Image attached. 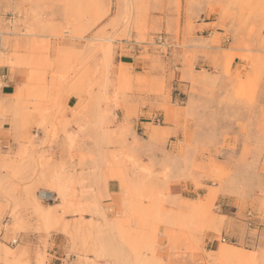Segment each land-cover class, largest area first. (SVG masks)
Masks as SVG:
<instances>
[{
  "label": "rangeland",
  "instance_id": "rangeland-1",
  "mask_svg": "<svg viewBox=\"0 0 264 264\" xmlns=\"http://www.w3.org/2000/svg\"><path fill=\"white\" fill-rule=\"evenodd\" d=\"M89 1L87 25L76 20L87 0L60 1L58 23L43 19L52 7L27 12L31 22L18 18L20 7L0 12V68H29L24 100L0 103V128L13 116L18 145L2 152L0 140V264H263L264 117L255 105L264 94V0H116L114 15L98 27L111 0ZM164 10L169 37L158 43L162 19L151 21L150 12ZM9 12L17 16L12 25ZM116 40L145 44L161 68L160 53L174 46L180 80L190 83L187 101L172 100L163 78L122 73L114 87ZM198 56L211 58V70L196 67ZM235 57L242 65L233 68ZM132 93L156 100L132 103ZM71 94L78 102L68 108L62 101ZM146 105L149 123L137 135L133 120ZM66 112L75 118H63ZM27 127L42 129L48 146L63 133L78 166L55 165L47 151L37 152L38 137L23 133ZM85 140L93 145L87 152ZM108 179L119 181L118 193H107ZM179 182L200 194L181 198ZM223 197L233 208L223 209ZM31 234L37 241L26 239ZM55 237L59 259L48 253Z\"/></svg>",
  "mask_w": 264,
  "mask_h": 264
},
{
  "label": "crops",
  "instance_id": "crops-1",
  "mask_svg": "<svg viewBox=\"0 0 264 264\" xmlns=\"http://www.w3.org/2000/svg\"><path fill=\"white\" fill-rule=\"evenodd\" d=\"M63 0H0V12H2L5 8L11 7L12 9L16 7L21 8V15L18 17L20 20L26 19L27 21L31 22L33 21V17L27 12H31L36 10L37 8H43V7H52V11H47L45 15L43 16L44 21H50L53 23H58L63 21V18L61 16L62 9L65 7V4H60L59 2ZM165 1V0H163ZM76 2V0H75ZM90 1L87 0L86 3V10L85 14H76V20L81 23L82 25L89 24L94 17L92 8H89ZM104 5L106 4V0H103ZM165 3V2H164ZM74 6V4H72ZM116 8V0H111L110 5L108 8V14L106 17L101 19L99 23L96 25L97 27L108 22V20L114 15ZM100 8L98 4L96 5L95 10L98 11ZM51 12H54V17H51ZM12 15V17L17 18V16L13 15L12 13H7V15ZM151 21L157 22V18L161 17L160 27L162 29L163 35H162V41L165 40V38H168L169 36L165 33V29L168 26V17L169 14L164 10L162 13L158 12H150ZM47 19V20H46ZM179 38H181L182 32H183V16H179ZM158 23V22H157ZM207 23V22H205ZM25 31V26H22V32ZM192 34H195L196 37L199 36H205L204 31L197 32L196 30L192 32ZM80 41H74L73 47L79 48ZM114 48L112 50V58H111V67L109 69V79L113 83L114 87L117 85V82L119 80V76L122 73L129 74L133 79L136 77H145L149 82L154 81L160 78H163L164 84L167 88H170V97L172 100H177L178 98L184 99V102L187 101V94L186 91L190 87V83L186 80H180V76L182 75L180 64L176 61V59L173 57V50L175 49L174 46L169 45L167 47L166 53H160V56L163 60V68L160 66L153 64L152 59V52L151 50L144 51L143 47L145 44H138L134 41L128 42L126 40L122 41H114ZM177 53L179 54V49H177ZM22 53V52H21ZM55 48H51L49 51V56H55L56 55ZM196 61V67H202L207 70H211V58H204L201 56L197 57ZM242 65V62L239 61L238 58L233 59V68L239 67ZM29 68L26 67L22 62L20 64H14V65H5L2 68H0V76L2 78L3 86L0 88V103L2 106H13L18 99L24 100L23 95L26 92V89L23 87L25 84V78L27 76ZM199 70V69H196ZM113 85L112 88H109L108 93L111 94L113 92ZM21 96V97H20ZM131 97L130 101L132 103H141L143 101H155L156 97L153 95H146V94H137L132 93V95H129ZM117 98L120 99L121 95L118 94ZM78 102V97L75 94H71L68 97H65L62 101L63 104H65L68 108H73ZM256 112L264 117V94L259 97V99L256 101ZM150 106H140V113L142 115L139 116L137 120H133L135 124V132L137 135H143L145 130H140L143 128V125L146 123H149L147 114L151 112ZM116 112H119L117 110ZM153 113L156 114V112L153 110ZM118 114V113H116ZM77 117V116H76ZM10 122L7 124H4L0 128V133L9 135L10 137L7 138V136H1L0 140L3 141V148L1 149L2 152L11 151L14 152L17 150V143L14 142L12 135L15 133V126L13 125L14 117L10 114L6 117ZM65 119H72L75 118V116L72 115L71 112H66V114L63 116ZM69 130L75 131V128H70ZM238 130V129H236ZM23 133H31L34 135H37L38 139L36 140V145L38 146L35 148L37 152L47 151L49 154L53 156V164L57 165L61 161H65L66 164H72L75 166H78V158L74 159L72 162L69 161V155L72 147L69 146V143L67 139L65 138V135L63 133H59L57 136V139L55 140L54 144L52 146L43 145L42 141L45 140V132L42 129L35 128V127H27L23 130ZM82 139V137H80ZM128 141H131L130 138L127 139ZM175 142V141H172ZM92 143L89 141H84L81 144V150L87 152V150L92 149ZM31 150V149H30ZM34 150V149H32ZM90 163L87 161L86 163L82 164L83 166H88ZM91 182H87L86 185H89ZM176 189L179 190V194L181 198L184 199H195L197 195L200 194L201 189H195L192 184L187 183L184 184L183 182H179L178 185H175ZM105 189L107 193L109 194H116L119 192V181L117 179H108L106 181ZM51 196H54V192H49ZM221 206H223L224 210H229L230 208H233V204L229 203L226 198H221L220 203ZM87 218V217H86ZM23 236V235H22ZM30 241H37V235L31 234L28 235L26 238ZM61 237H59V240ZM48 243H54V247L48 248V253L52 254L56 259H59L62 257L61 252L59 251V241L57 237L50 238L48 240ZM55 264H58L56 261ZM264 264V263H263Z\"/></svg>",
  "mask_w": 264,
  "mask_h": 264
},
{
  "label": "built area",
  "instance_id": "built-area-1",
  "mask_svg": "<svg viewBox=\"0 0 264 264\" xmlns=\"http://www.w3.org/2000/svg\"><path fill=\"white\" fill-rule=\"evenodd\" d=\"M6 22L9 24V25H12L13 24V22L15 21V18L14 17H12V15H7L6 16ZM158 43H161V41H162V35H159L158 36ZM1 49V48H0ZM3 86V83H2V78H1V76H0V88ZM156 121L157 122H159V119L158 118H156ZM247 216L250 218L251 216H252V212L251 211H248L247 212ZM222 241H225V237H223L222 238Z\"/></svg>",
  "mask_w": 264,
  "mask_h": 264
},
{
  "label": "bare ground",
  "instance_id": "bare-ground-1",
  "mask_svg": "<svg viewBox=\"0 0 264 264\" xmlns=\"http://www.w3.org/2000/svg\"><path fill=\"white\" fill-rule=\"evenodd\" d=\"M49 193V192H48ZM48 193L46 192V191H41L40 192V196L41 197H47L48 196ZM48 198V197H47ZM224 249V248H223ZM230 249V248H229ZM221 250V249H220ZM225 250V249H224ZM223 251V250H222ZM236 251V250H235ZM220 252V251H219ZM222 253V252H221ZM232 253V252H231ZM225 253H223V255H224ZM227 255V254H226ZM238 255H240V254H238ZM247 256V255H246ZM252 256V255H251ZM246 258V257H245ZM248 259H250V258H248Z\"/></svg>",
  "mask_w": 264,
  "mask_h": 264
}]
</instances>
